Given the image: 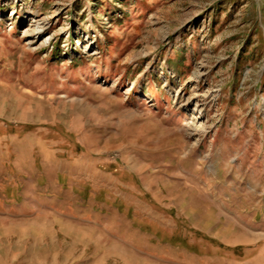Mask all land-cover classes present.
<instances>
[{"label":"rangeland","instance_id":"1","mask_svg":"<svg viewBox=\"0 0 264 264\" xmlns=\"http://www.w3.org/2000/svg\"><path fill=\"white\" fill-rule=\"evenodd\" d=\"M33 157L171 264H264V0H0V159Z\"/></svg>","mask_w":264,"mask_h":264},{"label":"crops","instance_id":"2","mask_svg":"<svg viewBox=\"0 0 264 264\" xmlns=\"http://www.w3.org/2000/svg\"><path fill=\"white\" fill-rule=\"evenodd\" d=\"M16 161L0 159V264H171L120 208L95 210V200L65 184L62 167Z\"/></svg>","mask_w":264,"mask_h":264},{"label":"bare ground","instance_id":"3","mask_svg":"<svg viewBox=\"0 0 264 264\" xmlns=\"http://www.w3.org/2000/svg\"><path fill=\"white\" fill-rule=\"evenodd\" d=\"M193 118H195V117H193Z\"/></svg>","mask_w":264,"mask_h":264}]
</instances>
